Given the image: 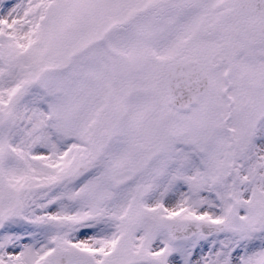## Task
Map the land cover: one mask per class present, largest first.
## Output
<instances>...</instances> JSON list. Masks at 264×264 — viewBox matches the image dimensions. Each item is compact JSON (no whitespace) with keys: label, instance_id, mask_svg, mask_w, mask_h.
I'll list each match as a JSON object with an SVG mask.
<instances>
[{"label":"snow or ice","instance_id":"1","mask_svg":"<svg viewBox=\"0 0 264 264\" xmlns=\"http://www.w3.org/2000/svg\"><path fill=\"white\" fill-rule=\"evenodd\" d=\"M0 264H264V0H0Z\"/></svg>","mask_w":264,"mask_h":264}]
</instances>
